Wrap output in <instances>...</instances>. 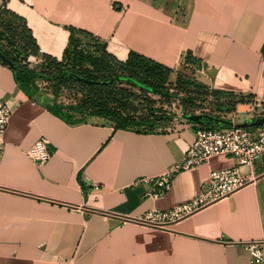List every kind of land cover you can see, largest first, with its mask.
Returning a JSON list of instances; mask_svg holds the SVG:
<instances>
[{
    "label": "crops",
    "instance_id": "1",
    "mask_svg": "<svg viewBox=\"0 0 264 264\" xmlns=\"http://www.w3.org/2000/svg\"><path fill=\"white\" fill-rule=\"evenodd\" d=\"M7 6L26 19L41 52L59 60L70 29H81L119 61L131 52L144 55L171 69L174 80L185 67L203 72L224 93L244 98L238 113L264 105V0H8ZM0 98L13 111L0 157V264H264L248 247L264 245V155L241 168L249 183L229 197L152 227L82 207L144 218L196 197L212 171L236 165L233 156L182 170L158 198L134 183L183 163L202 122L157 132L114 130L93 120L69 124L29 97L1 59ZM41 138L55 150L43 165L27 154Z\"/></svg>",
    "mask_w": 264,
    "mask_h": 264
},
{
    "label": "trees",
    "instance_id": "2",
    "mask_svg": "<svg viewBox=\"0 0 264 264\" xmlns=\"http://www.w3.org/2000/svg\"><path fill=\"white\" fill-rule=\"evenodd\" d=\"M7 2L8 0H0V40L7 39L10 46L5 47L0 44V51L15 63L12 69L17 83L29 97L41 101L49 111L69 124L85 123L90 121V117H98L103 120V124L113 126L114 130L159 131L157 123L164 118L158 115L156 101L149 97V94H159L166 98L173 96L166 87L170 82L171 69L135 52H131L126 61H119L108 53L105 45L99 43L91 33L76 28L70 29V44L65 50L63 59L71 52V44L77 35H86L95 39L97 43L101 44V55H88L89 63L87 65L68 67L58 58L41 52L26 19L10 10ZM7 18L23 22L26 35L23 42L19 43L15 36H5L6 31H13V21ZM31 56L43 58L40 69L28 66ZM109 62H115L125 71V74L99 77L109 68ZM38 79L55 84L54 97H50L47 92L40 90L37 84ZM70 81L84 86L86 93L76 103L59 102L57 97L61 86ZM176 82H180L179 75ZM136 90H138V94ZM217 92L223 93V91ZM137 98H144L148 101L147 107L144 108L146 113L142 115L139 113V106L136 105ZM227 121L226 123H216L206 117L201 126L228 127L231 121Z\"/></svg>",
    "mask_w": 264,
    "mask_h": 264
},
{
    "label": "built area",
    "instance_id": "3",
    "mask_svg": "<svg viewBox=\"0 0 264 264\" xmlns=\"http://www.w3.org/2000/svg\"><path fill=\"white\" fill-rule=\"evenodd\" d=\"M39 57L31 56L29 60ZM42 60V59H40ZM264 108L262 104H254ZM9 103L0 98V157L6 146L5 134L12 116ZM264 116V112L260 117ZM233 125L228 127L197 126L194 141L190 145L183 163L168 169L165 173L153 177H141L135 185L147 186L146 196L158 198L163 196L172 185L173 178L182 170H186L205 162L217 155H230L236 159V165L225 170L212 171L207 188L188 202L163 211L154 208L141 218L152 224L167 227L169 223L179 221L185 217L207 207L217 201L229 197L234 192L249 183V179L242 173L241 168L252 167L264 155V125L251 128L237 127V119H229ZM28 156L36 163L46 164L55 154L51 143L46 138L39 139L28 151ZM250 253L256 263H264V245L249 244Z\"/></svg>",
    "mask_w": 264,
    "mask_h": 264
},
{
    "label": "rangeland",
    "instance_id": "4",
    "mask_svg": "<svg viewBox=\"0 0 264 264\" xmlns=\"http://www.w3.org/2000/svg\"><path fill=\"white\" fill-rule=\"evenodd\" d=\"M13 21V31L5 32L6 37H13L21 43L26 37L24 32V25L21 21ZM2 46H10L7 39L0 40ZM71 52L69 55L60 60L68 67L87 65L89 63L88 55H101V44L97 43L92 37L86 35H77L74 37L71 44ZM83 52V53H82ZM42 59V60H40ZM43 63V58L39 57L37 60L31 59L28 61L30 68L40 69ZM109 68L99 77L122 75L125 74L115 62H109ZM180 82L170 77V82L166 85L172 97L166 98L159 94H149V97L156 101V107L159 111L158 115L163 117L157 123L159 131L170 130L179 124H190L184 116L186 114H211L223 119H244L246 117L256 119L264 112L262 107H249L246 111L237 112L238 104L244 102V98L233 93H218L220 90L216 84H210L206 75L194 68L185 67L179 72ZM37 84L40 90L47 92L50 97L55 95V84L49 81L38 79ZM84 86L70 81L63 84L59 90L58 101L65 104L76 103L85 94ZM138 94V90H136ZM136 105L139 106V113L142 115L146 113L144 108L147 107L148 101L144 98H137ZM90 120L103 122L98 117H90Z\"/></svg>",
    "mask_w": 264,
    "mask_h": 264
},
{
    "label": "water",
    "instance_id": "5",
    "mask_svg": "<svg viewBox=\"0 0 264 264\" xmlns=\"http://www.w3.org/2000/svg\"><path fill=\"white\" fill-rule=\"evenodd\" d=\"M0 59L2 61H4L5 63H7L8 65H10L11 67L15 66V63L11 59H9L5 54H3L2 51H0ZM76 76L78 78H80V76H78V75H76ZM206 117H208L211 120H214L216 123H226V122H228L226 119L216 118L214 116L206 115V114H193V115L186 114L184 116V118H186L188 121L193 122V123H201V122H203V120ZM229 125L232 126L233 123L230 122ZM261 125H264V116L258 117L256 119L246 120L245 122L238 123L236 126L237 127H242V128H251V127L261 126ZM7 190H9V189H7ZM15 192H17V191H15ZM24 194H27V193H24ZM31 196H35V195H31ZM37 197L38 198H42V197H39V196H37ZM46 200H51V199H46ZM53 201L54 202H58V203L63 204V205H69V206H72V207H79V205H74V204H71V203L55 201V200H53ZM82 208L84 210H86V211L95 212V213H101V214L108 215V216H114V217H117V218L122 219V220L133 221V222L141 223V224L152 226V227H158V228H164L165 227V226L163 227L161 225H156V224L154 225V224H152V223H150V222H148L146 220H143L141 218H135V217H128V216H124V215H118V214H115V213H112V212H109V211H105V210H101V209H97V208H93V207H89V206H83Z\"/></svg>",
    "mask_w": 264,
    "mask_h": 264
}]
</instances>
